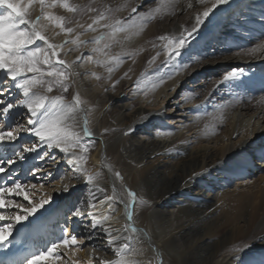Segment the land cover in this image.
Returning a JSON list of instances; mask_svg holds the SVG:
<instances>
[{
    "label": "bare ground",
    "instance_id": "bare-ground-1",
    "mask_svg": "<svg viewBox=\"0 0 264 264\" xmlns=\"http://www.w3.org/2000/svg\"><path fill=\"white\" fill-rule=\"evenodd\" d=\"M192 2L193 8L188 9L186 7L188 0H180V6L176 9V12L184 14L185 19L181 18L170 26L164 24L163 27H159L158 22L155 21L140 31L139 35L126 40L130 50L139 51L148 44L150 38L161 32L178 37L183 28L191 27L195 15L202 12L205 7L197 4L196 0ZM207 6H211L210 3ZM255 10V7L250 11L246 9L247 17H254ZM54 11L58 15V12ZM38 12L35 10L33 15ZM227 15L229 12H216L215 15L210 16V20L206 21V25L201 26L199 30L203 33V39L197 43L191 38L190 45L182 50V59L189 62L190 67L186 71H181L179 75H175L173 79L165 80L158 89L151 91L152 94L147 101L146 98L141 100L135 110H131L129 103L131 99L126 97L131 91L128 90L129 85L128 88H124L125 90L118 87L120 92L115 95L103 94V90L97 87L99 80H96L92 73L102 77L99 71L102 66L99 67L94 59L92 62H78V64H84L83 67L77 68L82 75L70 81L72 94L65 97L66 101H70L77 92L81 97L87 96L83 100L90 110L87 113L89 127L95 133L92 139L96 142L93 147H90L84 166L90 172L101 174L102 178L98 181L99 187L107 194H111L114 186L112 177L116 167H119V171L124 176V183L118 179L115 180L117 190H120L119 185L125 184L139 195L144 177L149 173L152 174L156 185V189L151 192L154 203L147 208L137 205L133 221V226L143 229L154 241L152 249L137 257L144 264H155L159 260V257L154 255L156 249L162 252L165 264H234L232 259L235 255L232 251L234 247L246 241L251 244L264 237V181L263 185H256L253 179L250 181L248 178L232 181L236 174L246 171L245 167L252 155L261 156L259 152H262L261 146L264 145V132L258 129V125L250 126V123L243 121L247 113V104L238 106L229 101L225 106L213 110L212 115L204 116L191 108L192 101L185 99L184 94H177L184 79L194 73L191 68L198 64L189 61V57L199 58L201 54H205L208 46L213 43L215 35L218 34L217 38L224 52L226 50L224 48L229 47L230 41L235 43L244 41L255 47L257 43L264 40L247 33L249 23H244L243 17L240 20H237L235 16L227 19ZM57 31L58 29H50L48 35L50 42L60 44L64 37L56 35ZM94 35L96 34L87 32L81 39L86 40ZM123 35L118 34V39H122ZM40 46L44 47L43 44ZM90 46L91 44L78 51L69 52L62 58L71 62L82 54L92 55ZM113 46L119 47L120 44ZM71 47L72 45H67L65 51ZM246 51L233 53L234 55L230 58L226 57L219 61L229 62L232 66L231 71L242 70L243 73L252 76L253 72L264 67V49L255 55L245 56ZM210 59L202 61H210L211 66L215 65L216 61L212 63ZM99 94L103 95L99 96ZM9 95L23 98L22 94H15L14 90ZM97 100L100 108L95 107ZM258 105L261 111L254 118L259 124L264 122V101ZM103 109L106 112H103ZM14 111L22 112L18 121L26 123L28 118L26 109ZM85 114L83 112L79 114L80 124L83 123ZM108 116L114 119L113 127L107 126ZM172 116H174L173 119H171ZM229 118L230 122H228ZM251 118L249 117V120ZM226 123H229L228 126L220 131V126ZM151 125L173 128L155 130L152 137L146 136ZM129 127L136 129L134 134L124 136L123 132ZM106 128L110 131L104 133ZM31 138L34 142V138ZM261 139L262 143L258 145ZM85 143L91 144V140H85ZM31 154H27L29 157L27 161L17 166L16 175H23L24 170L29 166ZM53 154L62 155L58 150ZM117 156L123 160H117ZM154 157L157 158L154 159ZM51 166L57 176L67 170L63 160H59L58 163L52 162ZM3 179L4 177L0 175V182ZM71 184L77 185V188L69 198L67 194L57 191L61 187V180L56 179L51 191V193L54 192L51 196V206H45L48 211L40 209L34 217L29 219L41 218L55 210L54 213L28 228L22 229L21 225L14 224L12 236L9 237L12 244L9 247H15L16 255H27L39 248L43 249L45 247L43 243L34 248V242L37 240L39 244L40 241L53 242L60 236V230L65 224L63 218L66 216L69 222L72 221L69 207L76 196L81 193L87 194V190L75 179L71 181ZM96 195L101 197L99 192ZM221 207L223 210L218 211L217 208ZM57 221L61 222L60 229L55 227ZM111 222L117 227L126 222V211L122 205L117 207ZM3 223L7 222H0V224ZM21 223L27 225L28 221ZM69 224V230H75L79 238L87 245L82 248L83 252L77 259L68 257L69 264L72 260L77 261L78 264H89L92 245L97 246L98 255H110L104 243L106 237L101 236L90 240L78 219ZM134 235L140 236L146 242L149 240V236H144L142 233ZM143 247L147 249L148 244L145 243ZM7 251L8 249H0V253ZM60 251L65 250L60 249ZM253 252L259 253V257L264 255V241L257 243L248 255L255 257Z\"/></svg>",
    "mask_w": 264,
    "mask_h": 264
},
{
    "label": "snow or ice",
    "instance_id": "snow-or-ice-1",
    "mask_svg": "<svg viewBox=\"0 0 264 264\" xmlns=\"http://www.w3.org/2000/svg\"><path fill=\"white\" fill-rule=\"evenodd\" d=\"M196 3L205 7L202 12L195 15L191 27L183 28L178 37L168 35L157 37V40L164 42L162 48L165 59L162 63L173 69L167 74V79H173L175 75L190 67V63L182 59V50L190 45L194 35L200 34L201 26L206 25L210 16L215 15L216 12H229L230 16H235L237 20L243 17L244 23L254 19L247 17L245 12L246 9L250 11L253 8L250 0H196ZM209 3L211 6H207ZM94 4L95 0L86 6L72 3L71 0H26V2L0 0V10H2L0 11V175L4 177L0 182V222H7L0 224V249H8L6 253H0V264H60L62 260L64 264H69V261L64 259L68 255L67 250H72L75 254L76 250L87 246L75 230H69V223H74L77 219L88 234V239L106 237L104 243L110 255H98L97 246L92 245L89 264L93 262L94 264H144L137 257L152 249L154 244L148 233L133 226L136 206L147 208L154 203L151 192L156 189V185L152 174L149 173L144 177L138 195L125 184L119 185L120 190H117L115 180L123 181L124 176L120 171H115L112 177L114 186L111 194H107L99 187L101 174L90 172L84 166L87 153L96 142L92 139L95 133L89 127L87 113L90 110L86 102L79 92L70 101H66L63 94H49L54 89H62L66 93L70 81L82 75L77 68L83 67L84 64L78 62H92L94 54L104 57L102 61L96 60V63L106 68L108 73L106 79H110L114 71L111 65L119 66L123 63L120 55L110 54L113 45L123 44L124 41L139 35L148 22L156 19L157 15L175 13L180 6V0H140L139 3L128 0L125 5L115 7L94 6ZM193 6L192 0H188L186 7L191 9ZM37 7L39 12L33 15ZM59 9H63L65 14L57 15L54 10ZM122 11H128V16H120L119 13ZM85 16L91 21L90 23L81 22ZM260 23L264 28V8L260 10ZM50 29H58L56 35H63L62 43L50 42L48 35ZM87 32L96 35L86 40L81 39ZM118 34H124L122 39H118ZM41 44L44 47H41ZM89 44L93 45L92 55L82 54L71 62L62 58L69 52L78 51ZM67 45L72 47L65 51ZM155 47L156 45L153 44V48ZM262 49L264 44H258L247 49L244 54L255 55ZM125 55L131 56L133 53ZM160 55L161 51H156L148 60V65H153ZM209 58L207 54H201L199 58L190 56L189 61L200 63L203 59ZM92 75L96 80L102 79L95 73ZM124 75L131 78L127 72ZM243 75L242 70H233L224 75L222 82L235 81ZM160 82L163 83V79ZM139 83L136 81L137 87ZM115 86L113 84L111 87L114 89ZM13 90L15 94H22L23 98L10 97L9 94L13 93ZM108 90V87H105L104 91ZM200 107V105L196 106V108ZM21 108L27 111L26 123L17 120L20 113L14 110ZM82 112L86 114L83 123L80 124L78 117ZM135 130L134 127H129L123 135L130 136ZM109 131L107 128L104 129V133ZM23 133L33 137L34 142L22 146ZM85 138H89L91 144L85 143ZM56 150L62 155H54L53 152ZM29 153H35L33 159L45 163L49 161L58 163L59 160H63L67 170L57 176L54 171H42V165L34 164L28 172L36 183H24L16 172L17 166L29 159L27 155ZM256 162L264 164V155L257 158ZM53 178L61 180V187L57 191L67 194L69 198L77 188V185L71 184L74 179L87 190V194L81 193L71 203L69 214L73 219L71 222L65 219L60 236L56 240L43 249L27 255H16L15 247H9L12 244L9 237L12 236L13 226L19 224L24 229L40 221V217H36L35 220L29 218L34 217L40 209H45L47 212L45 206L50 205L52 197L41 196L36 201L33 196L38 184L43 188L45 184L51 183ZM97 192L101 197H97ZM16 198H22L27 204L18 202ZM119 205H122L126 211V222L117 227L111 221ZM23 221H28V224H22ZM137 233L149 236V240L146 242L140 236L134 235ZM261 241H264V237L251 244L245 243L243 247H234L232 249L236 253L232 257L234 264H264V255L258 258L248 255ZM145 243L148 244L147 249L143 247ZM60 249L65 251L62 252ZM155 256L159 257L157 264H165L159 249L155 250ZM71 264L78 262L72 260Z\"/></svg>",
    "mask_w": 264,
    "mask_h": 264
},
{
    "label": "rangeland",
    "instance_id": "rangeland-1",
    "mask_svg": "<svg viewBox=\"0 0 264 264\" xmlns=\"http://www.w3.org/2000/svg\"><path fill=\"white\" fill-rule=\"evenodd\" d=\"M25 2H26V0H25ZM71 2L75 3V4H80L82 6H86L88 4H92L93 0H71ZM127 2H128V0H95L94 6L110 5V6L115 7L117 5H125ZM135 2L139 3L140 0H135ZM35 10L39 11L38 7ZM56 11L58 12V15L65 14L63 9H59ZM128 14H129L128 11H122L121 13H119V15L122 17L128 16ZM232 17L233 16H230V19ZM77 18L80 19V17H77ZM84 18H85V20H84ZM181 18L185 19L184 14H182L181 12L175 11V13L168 14V15H157V18L148 22L147 25H151L153 22L157 21L159 24V27H163L164 24H168L170 26V25H173L175 22H178L179 19H181ZM81 22L90 23L91 21L88 19L87 16H85V17H83V19H81ZM207 31H209V30H207ZM88 33H92V32H88ZM92 34H94V33H92ZM160 34L166 35L165 33H162V32ZM160 34H156V35H154V37L150 38V41L148 42V44L144 45L142 47V49H140L139 51H131L127 41L123 44H120L119 47L113 46L110 49V54L111 55H120L123 59V63H121L119 66L111 65L114 67V71L111 74L110 79H106V77L108 76L106 68L104 66L98 64L99 67L102 66L101 69L99 70L101 72L100 75H102V79L97 82V87L100 88L101 90H103V94H105V93H109V95L118 94L120 92V90L118 91V87L119 88L121 87V89L125 90L124 88H128V85H129L130 89H128V90H131V91H130L129 95H126V97H129L131 99L129 101L131 110H135L138 108L141 100L146 98V101H147L149 99L150 94H152L151 91L158 89L160 87V85L163 84L160 82L161 79H163V81L168 80L166 77V74L173 69L171 66L164 65L162 63V61H164V59H165V56L163 54V48H162V45L164 42L157 40V37L161 36ZM167 35L172 36L171 34H167ZM202 39H203V33L202 32L198 36L194 35V37L192 38V40L196 41L197 43L199 41H201ZM263 43H264V41H260L259 43H257V45L263 44ZM153 44L156 45L155 48H153ZM92 47H93V45L90 46V48H89L90 51H91ZM208 47L209 48L206 50L207 52L205 54H207L211 58L210 60L212 63L214 61H216L215 65L211 66L210 61L204 60V61L200 62L201 64L198 63L195 66H193L191 68V70H193L194 73L190 77H187L184 79L185 81L183 82V84L180 85L179 89L177 90V94H184L185 99H189L190 101H192L191 108L196 109L201 115H204V116L212 115L213 113H211V112L213 110H217L220 107L225 106L229 101H232L231 103H233V105H238V106L247 104L246 107H248V108L245 107L247 109V113H245L246 117L243 119V121L245 123H247V122L250 123V126L252 124L254 126H255V124H257L258 129L264 132V122H259V124H258L256 118H254L256 116V114H258V112L260 113V111H261V108H259L258 104L260 102L264 101V94H259L257 92L256 94L251 95V94H253V89H250L246 85V82L248 81L251 83L252 78L249 77L248 75H246V73H244V75L241 76L238 80L231 81V82H222L224 75H227L229 72H231L232 66L229 64V62H226L225 60L219 61V59H224L226 57L230 58L231 56L234 55L233 53L241 52V51L247 50L249 48L240 49L237 52L230 53V52H228V51H231L229 49V47L224 48V49H226L225 52L222 50V48L218 52L213 51V50H218L220 47L219 45H217L215 43L211 44ZM250 48H252V46H250ZM156 51H161V55H160V57L157 58V61L153 65L149 66L148 60L151 59V57L153 55H155ZM126 53H133V55L128 56V55H125ZM245 56H247V55H245ZM103 59H104L103 56H101L99 54H94V62L95 63H96V60L102 61ZM179 59L180 58H178V60ZM129 69H131V71H129ZM126 72L128 73L129 77H131L130 79L128 77H125L124 74ZM117 81H119V83H116ZM136 81L140 82L139 87H137ZM113 84L116 85L114 89L111 87ZM105 87H108V89H109L107 92L104 91ZM187 90H191V91H187ZM54 93H57V95H58V93H61L65 97H67L70 94H72L71 85H70V87L66 93L63 92L62 89H54V91L52 93H50L49 95H53ZM103 94H99V96H101ZM248 94L251 96L244 97V95H248ZM15 98L19 99L20 97L15 96ZM86 98H87V96H84V95L82 96V99H86ZM146 101H144V103ZM122 102H125V101H122ZM97 103H99L98 100L95 103V105H96L95 107L100 108V106ZM197 105H200L201 107L196 108ZM102 111L104 112L105 109H103ZM233 111H234V109L231 110L232 113H233ZM19 113H20V115L17 116V120L20 118L21 114H23L22 112H19ZM249 117H252V118L249 120ZM173 118H174V116H172L171 119H173ZM168 119L171 120L170 118H168ZM168 119H166V120H168ZM228 122H230V118L228 119ZM227 124H229V123L221 125L220 131H222L224 128H226L228 126ZM114 125H115L114 119L110 118L108 116L107 126L113 127ZM167 128H173V127L151 125V127L149 128V132L145 135L152 137V135H153L152 133L155 130L156 131L157 130H165ZM163 133H165V132H163ZM85 140L87 141L90 139L85 138ZM30 142H33V139L28 134H22V140H21L22 146H25ZM261 143H262V139L258 142V145ZM261 149H262V152H259V154L262 156V155H264V145L261 146ZM35 156H36L35 153L31 154L29 166L24 170L23 175L20 176L21 181L24 183H36V181L32 179L31 174L28 172V169L32 168V166L34 164L35 165H42V171H45V172L49 171V170L54 171L53 167L51 166L52 165L51 161L45 163L43 161H40L39 159H33V157H35ZM156 158L157 157H154V159H156ZM257 158H259V156H257V155L253 156L252 155L250 160L247 162L248 165L245 167L246 171L243 170L239 174H236V176L234 178H232V181L248 178V180H250V181H251V179H253V181L255 182L256 185H259V184L263 185L264 164L257 163L256 162ZM117 160L122 161L123 159H120L117 156ZM247 170H249V171L247 172ZM116 171H119V167H116ZM253 172L255 174H252ZM54 173L56 174L55 171H54ZM55 181H56V179L53 178L51 180V183L45 184L43 188H40L39 184H38L37 190H35V194L33 196V199L38 201L41 196H52L54 192L51 193V191H52V188L54 187ZM120 182L124 183V180L120 181ZM132 191H134V190H132ZM30 195H32L31 192H30ZM16 199L18 202H23V203L27 204V202L22 201V198H16ZM205 201L207 202L208 200H205ZM48 206H51V205H48ZM217 210L221 211V210H223V208L222 207L217 208ZM14 211L15 210H13V212ZM54 212H55V210L51 213L43 215L41 217V219H44L46 216H48ZM223 217H225V216H223ZM66 218H67L66 216L63 218L64 221ZM60 226H61V222L57 221L55 227L57 229H60ZM71 230H73V229H71ZM50 243L51 242L49 241V244ZM245 243H248V241H246ZM49 244H45V246H47ZM244 244H241L238 247H243ZM34 246H36V244H34ZM67 252H68V255L64 259L68 260V257H71V259L72 258L77 259L79 254L83 251H82V249L76 250L75 254H73L72 250H67ZM233 254L236 255L235 252H233ZM154 255H155V252H154ZM253 255L257 258L259 257V253L253 252ZM157 262H158V260L155 262V264H157ZM61 264H64L63 260L61 261Z\"/></svg>",
    "mask_w": 264,
    "mask_h": 264
}]
</instances>
